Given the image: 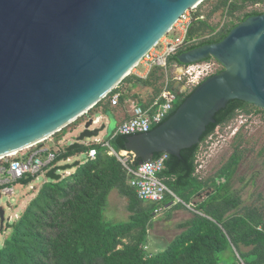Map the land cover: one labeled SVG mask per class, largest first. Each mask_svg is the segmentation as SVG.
Returning <instances> with one entry per match:
<instances>
[{
  "label": "water",
  "instance_id": "95a60500",
  "mask_svg": "<svg viewBox=\"0 0 264 264\" xmlns=\"http://www.w3.org/2000/svg\"><path fill=\"white\" fill-rule=\"evenodd\" d=\"M203 1L0 0V156L45 140L88 113ZM210 57L224 69L198 84L163 123L127 137L126 150L140 163L156 153L181 156L182 149L200 144L230 100L264 109V13L249 16L221 41L179 53L178 60L185 65ZM97 114L87 117L67 151L83 148L107 128L93 127ZM80 164H57L46 176L61 180L62 172ZM212 192L199 193L194 203ZM0 218L2 230L3 206Z\"/></svg>",
  "mask_w": 264,
  "mask_h": 264
},
{
  "label": "trees",
  "instance_id": "16d2710c",
  "mask_svg": "<svg viewBox=\"0 0 264 264\" xmlns=\"http://www.w3.org/2000/svg\"><path fill=\"white\" fill-rule=\"evenodd\" d=\"M262 3L264 0H204L198 7L189 9L194 18L188 39L197 41L174 54L170 63L180 65L179 53L221 41L249 16L264 13L247 10L251 5ZM205 4L210 6L207 12L202 10ZM218 14L229 17V22L223 25L212 22L211 19ZM234 17L236 19H232ZM223 69L222 64L218 72ZM164 85L165 72L159 67L153 68L147 77L131 73L88 115L110 113L112 97L117 93L120 100L131 96L139 99V93H133V90L140 86L152 91L151 98L141 103L151 104L162 93ZM189 94H179L170 116ZM239 111L247 114L258 111L264 116V109L254 104L240 99L230 100L225 108L217 112L216 122L208 126L200 144L182 149L181 156L169 155L166 160L161 176L184 200L195 202L199 193L211 189L213 192L195 205L201 213H194L190 220L181 224L186 230L175 236L164 250L155 253L148 250L150 229L159 212L157 209L173 210L184 206L172 204L170 199L158 203L145 202L138 197L129 182V171L111 152V147L117 152L126 150L129 135L116 134L114 130L104 142L55 152L54 165L83 150L88 153L95 148L97 155L85 159L69 176L44 182L40 186L21 216L8 225L7 228H12V231L0 245V264H225L236 260L235 249L249 264H264L263 206L245 202L241 191L249 182L240 188L235 184L241 162L247 153L255 149L250 140L239 133L231 155L218 172L205 178L197 174L201 144L216 131L218 125L237 117ZM82 122L80 118L73 122L74 129ZM68 126L53 135L57 143L74 130H69ZM259 154L264 156V146ZM161 155L163 153H156L154 158ZM139 161L135 158L131 164L136 166ZM36 178L27 174L18 182L27 186ZM241 180L244 181L245 177ZM250 180L254 183L255 176ZM114 189L128 198L127 221L113 223L105 219L104 211ZM227 251H231L233 257L225 260L224 253Z\"/></svg>",
  "mask_w": 264,
  "mask_h": 264
},
{
  "label": "rangeland",
  "instance_id": "374dc122",
  "mask_svg": "<svg viewBox=\"0 0 264 264\" xmlns=\"http://www.w3.org/2000/svg\"><path fill=\"white\" fill-rule=\"evenodd\" d=\"M210 9L209 4H205L202 8L204 12ZM247 10H260L264 11V3L251 5ZM191 11V10H190ZM241 13H238L240 15ZM236 19V17L232 18ZM212 22L223 25L225 22H229V17H222L219 14L214 16ZM173 36V33L169 34ZM209 36V34L207 35ZM144 69L141 65L132 70V73H136L137 70ZM183 82L187 86L188 78H184ZM137 90H146L145 87L140 86L135 88ZM191 87L187 90V93L191 92ZM113 106V105H112ZM88 113L80 117L83 122L79 124L75 129V125L71 123L68 126L70 131L59 143H57L54 137L46 142L49 149L58 151L59 149L67 148L72 142H74L80 132L84 129V121L88 117ZM97 116L101 117L100 121L93 127L101 126L103 123L107 124V128L103 130L96 138L86 139V146H89L93 142H104L114 132L116 127V119L110 113L105 114L99 112ZM232 127L222 129L221 135L218 138L215 135L211 139V134L206 141H204L199 149L197 156L198 169L197 174L201 177H209L220 170L226 160L229 158L233 151V145L236 139L235 132H239L245 135L254 146V150L247 153L246 157L241 162L236 177L235 184L237 188L243 187L246 182H249L247 186L241 191L242 196L247 204L256 203L263 206L264 211V156H260L259 151L264 146V116L262 112L254 111L251 114L245 112H239L235 120L231 124ZM216 132V131H215ZM250 147V145H249ZM42 158L46 157V154L41 155ZM88 158L86 151L77 152L67 160H62L58 164L73 163L80 160L81 163ZM12 159V157H11ZM76 168L62 172L64 178L75 172ZM0 177L6 175L5 172H1ZM252 176H255V182H251ZM245 180L242 181L241 178ZM47 181H52L46 176V173H40L37 178L30 185H22L18 181L5 183L0 186V204L6 210V226L4 230L0 231V245L4 243L5 238L11 233L12 228H7L9 224L14 223L23 213L29 202L35 197L40 186ZM11 187L7 189L3 186ZM14 189H13V187ZM128 198L122 195L117 189H114L109 196L107 207L104 211V216L107 221L113 223H120L129 220V211L127 209ZM176 209L160 210L155 218L154 226L150 229V245L148 250L151 252H159L164 250L169 240L180 232V227L177 225L180 221L184 220L183 215H180ZM229 255L230 252L224 253Z\"/></svg>",
  "mask_w": 264,
  "mask_h": 264
},
{
  "label": "built area",
  "instance_id": "2783aa9c",
  "mask_svg": "<svg viewBox=\"0 0 264 264\" xmlns=\"http://www.w3.org/2000/svg\"><path fill=\"white\" fill-rule=\"evenodd\" d=\"M192 11H186L174 24L171 30L163 36L160 41L152 47L140 60L135 67L143 66L148 72L155 67H159L165 72V85L162 93L151 104H135L132 108V116L124 121L117 129L116 134L132 135L144 133L152 130L156 126L163 123L172 113L178 100L179 91L171 87L172 71L170 58L179 50L186 48L197 40H189L188 34L193 21ZM173 33V36L169 34ZM181 72L175 75V79L183 81L188 78V86L193 90L207 77L217 73L222 64L216 58L206 59L200 62L179 65ZM144 77V76H142ZM147 77V76H146ZM120 101V94L117 93L112 97V104L117 105ZM95 116V124L98 120ZM101 118V117H100ZM99 118V119H100ZM97 119V120H96ZM53 137V135L51 136ZM39 141L38 143L18 150L13 155H7L0 158V174L5 172L6 175L0 178L8 177L9 182L18 181L27 174L38 176L40 173H47L49 169L54 167L53 161L56 157L55 151L49 149L46 142L50 138ZM213 137L211 136V139ZM109 145V142L105 143ZM111 152L116 154L119 160L129 171V182L136 190L138 197L145 202L162 203L170 199L172 204H182L185 208L196 213H201L196 209L193 201H186L179 196L172 188L169 187L165 178L161 176L162 171L166 167V160L169 154L163 153L158 158L150 161L139 163L136 166L131 164L137 158L135 154L129 150L115 151L111 147ZM46 154L45 158L41 155ZM88 158H95L97 150L91 149ZM12 157V159H11ZM7 163L9 165L7 166ZM8 170V172H6ZM13 187V186H12ZM11 187H7L9 189ZM14 189V187H13ZM15 190V189H14ZM162 210L158 208L157 211ZM236 260L228 264H249L246 259L235 249Z\"/></svg>",
  "mask_w": 264,
  "mask_h": 264
},
{
  "label": "crops",
  "instance_id": "0c3cea01",
  "mask_svg": "<svg viewBox=\"0 0 264 264\" xmlns=\"http://www.w3.org/2000/svg\"><path fill=\"white\" fill-rule=\"evenodd\" d=\"M181 70L182 69L179 66V64H176V63L172 64L171 71H172V77L173 78H171V85H172V88L176 87L177 90L179 91V93H184L186 91L185 83L183 81L175 79V75L180 73ZM150 72H151V70L148 72V75L150 74ZM146 73H147V70H146L145 67H144V69H140V70L136 71V74H138L140 76H144V77L148 76V75H146ZM145 88H146V90H143V91H140V90H137V89L133 90V93L134 92L135 93L136 92L139 93V95H140L139 99H135L133 96H131L128 99L120 100L117 105L111 106V114L116 119V127H115L114 130H116L124 121L128 120L129 118H131L133 105L138 104V103L142 104L141 102L145 103L151 98L152 91L149 88H147V87H145ZM171 205L172 204H170L169 206H171ZM167 210H169V209H167ZM176 211L180 215H183L184 220L180 221L177 224L180 227L181 230L175 236L181 234L183 231L186 230V227H182L181 224H183L186 221L190 220L194 216V213H196V212H194L192 210H189L188 208H185V207H180V208L176 209ZM171 241H172V239L169 240L166 244L170 243ZM227 252H230V254L229 255L225 254V256H224L225 260L233 257V254H232L231 251H227ZM225 264H228V263H225Z\"/></svg>",
  "mask_w": 264,
  "mask_h": 264
},
{
  "label": "flooded vegetation",
  "instance_id": "af4514ba",
  "mask_svg": "<svg viewBox=\"0 0 264 264\" xmlns=\"http://www.w3.org/2000/svg\"><path fill=\"white\" fill-rule=\"evenodd\" d=\"M188 86V85H187ZM190 87L188 86V89H189ZM185 93H187V91H185L184 93H180V95H182V94H185ZM239 112H242V111H239ZM236 118V117H235ZM235 118H232L229 122H227V123H224V124H220V125H218L217 126V128H216V132H214V133H212L213 135H212V137L214 138V136L216 135H218L216 138H218L219 137V135H221V136H223L222 134H221V131H222V129H225V131L226 130H228L227 128L228 127H232L231 126V124H232V122L235 120ZM240 132V131H239ZM239 132H235V136H237L238 134H239ZM212 138V139H213ZM6 172H8V170H6ZM10 183L9 181H8V177H4V178H0V186L1 185H3V184H5V183ZM4 188V187H3ZM7 188V187H6ZM0 206H2L1 204H0ZM1 225H2V223H1V218H0V231L2 232L3 230H4V228H5V226H6V221H5V225H4V228L1 230Z\"/></svg>",
  "mask_w": 264,
  "mask_h": 264
},
{
  "label": "bare ground",
  "instance_id": "6f19581e",
  "mask_svg": "<svg viewBox=\"0 0 264 264\" xmlns=\"http://www.w3.org/2000/svg\"><path fill=\"white\" fill-rule=\"evenodd\" d=\"M37 143H38V142H37ZM34 144H36V143H34ZM34 144H32V145H34ZM32 145H29V146H32ZM29 146H27V147H29ZM27 147H24V148H27ZM16 152H17V151L10 152V153L5 154V155H1L0 158H2V157H4V156H7V155H13V154H15Z\"/></svg>",
  "mask_w": 264,
  "mask_h": 264
}]
</instances>
